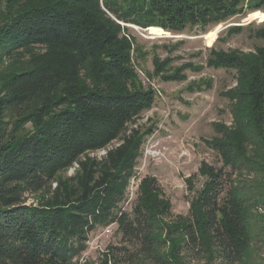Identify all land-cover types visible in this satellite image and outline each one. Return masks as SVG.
<instances>
[{
    "label": "trees",
    "instance_id": "1",
    "mask_svg": "<svg viewBox=\"0 0 264 264\" xmlns=\"http://www.w3.org/2000/svg\"><path fill=\"white\" fill-rule=\"evenodd\" d=\"M245 10L264 0H0V264H73L106 226L119 241L99 264H232L264 242V26L254 50H209L207 67L235 71L222 92L231 123L208 142L221 166L202 162L199 187L186 180L188 214H172L154 176L127 195L150 133L131 122L154 101L127 24L178 33ZM167 61L152 60L164 81L203 68Z\"/></svg>",
    "mask_w": 264,
    "mask_h": 264
},
{
    "label": "rangeland",
    "instance_id": "2",
    "mask_svg": "<svg viewBox=\"0 0 264 264\" xmlns=\"http://www.w3.org/2000/svg\"><path fill=\"white\" fill-rule=\"evenodd\" d=\"M127 26L136 40L138 55L133 53V62L139 80L143 86L154 91L152 107L131 122L133 126L145 128L150 133L145 138L135 166L136 177L127 189L128 200L135 197L136 184L141 177L154 176L165 198L170 201L172 214L185 217L192 194L186 180L199 187L202 162L221 166L219 156L208 146V142L216 136L215 124L231 123L230 102L222 92L235 85V71L207 67L205 62L209 50L251 51L261 45L262 41L255 36V31L264 26V10H245L241 15H235L216 26L203 29L187 26L178 33L134 24ZM235 26H240V31L228 34V29ZM155 56L160 60L168 59L169 72L189 63L202 65L203 68L194 71L186 67L181 71L180 79L164 81L152 74ZM101 152L97 150L90 152V155L99 157ZM74 168L70 167L64 174L71 175ZM33 199L28 198L29 201ZM129 206L126 204V209ZM259 211L262 212V209ZM104 228L89 234V243L83 252L86 260L95 264H99L102 251L108 245L119 241L114 226L108 235L103 233ZM186 264L224 263L216 259L207 263L200 258H187ZM232 264H264V242L254 241L246 257Z\"/></svg>",
    "mask_w": 264,
    "mask_h": 264
},
{
    "label": "built area",
    "instance_id": "3",
    "mask_svg": "<svg viewBox=\"0 0 264 264\" xmlns=\"http://www.w3.org/2000/svg\"><path fill=\"white\" fill-rule=\"evenodd\" d=\"M105 153V151L104 150H102V152H101V155L102 154H104ZM110 228H111V226H106L105 228H104V234L105 235H108V233L110 232ZM89 243V240H88V242H87V244ZM104 251V250H103ZM102 251V252H103ZM79 260V261H78ZM76 261H78V264H84L85 263V261H86V258L84 257V255L82 254L78 259H76L75 261H74V263L73 264H76Z\"/></svg>",
    "mask_w": 264,
    "mask_h": 264
}]
</instances>
